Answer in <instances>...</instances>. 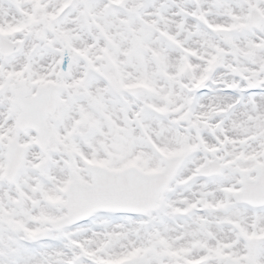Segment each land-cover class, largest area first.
Here are the masks:
<instances>
[{
	"label": "snow or ice",
	"instance_id": "1",
	"mask_svg": "<svg viewBox=\"0 0 264 264\" xmlns=\"http://www.w3.org/2000/svg\"><path fill=\"white\" fill-rule=\"evenodd\" d=\"M0 264H264V0H0Z\"/></svg>",
	"mask_w": 264,
	"mask_h": 264
}]
</instances>
